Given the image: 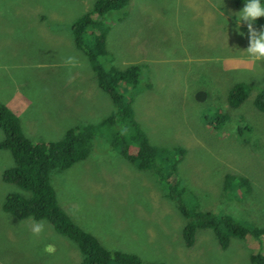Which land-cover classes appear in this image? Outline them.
I'll return each instance as SVG.
<instances>
[{"label": "rangeland", "instance_id": "obj_1", "mask_svg": "<svg viewBox=\"0 0 264 264\" xmlns=\"http://www.w3.org/2000/svg\"><path fill=\"white\" fill-rule=\"evenodd\" d=\"M97 1L0 0V99L24 107L26 136L49 144L77 126L99 129L86 159L52 172L60 206L105 248L136 254L145 264H252V253L264 255V235L232 236L223 247L212 228H200L187 247L189 220L179 209L182 202L193 214L213 210L264 231V111L256 104L264 91V61L239 73L226 71L223 62L248 56L247 26L241 22L237 30L234 21L238 0H131L98 22V33L107 36L106 55L98 59L103 69L141 68L137 87H120L140 128L157 146L187 150L176 170L180 202L155 185L151 171L139 172L122 156L108 124L100 127L116 106L71 30ZM199 12L213 13L211 24L221 21L219 35L209 39L197 29L202 21L191 19ZM93 42L87 33L86 46ZM236 84L248 96L234 108L228 97ZM19 93L29 106L26 100L21 105ZM4 138L0 129V143ZM129 151L138 146L132 143ZM165 157L170 169L179 155ZM14 164L11 151L0 146V264H82L77 244L46 220H21L3 209L7 196L25 192L3 180ZM240 179L252 188L239 186Z\"/></svg>", "mask_w": 264, "mask_h": 264}, {"label": "trees", "instance_id": "obj_2", "mask_svg": "<svg viewBox=\"0 0 264 264\" xmlns=\"http://www.w3.org/2000/svg\"><path fill=\"white\" fill-rule=\"evenodd\" d=\"M131 0H98L92 11L83 15L72 26L76 46L84 50L90 59L92 68L97 77L99 87L109 94L116 106V112L104 120L111 128L109 136L114 137V146L121 149L122 156L138 170L151 171L155 185L159 186L167 197L180 202L176 190L178 183L177 166L186 148L157 146L151 142L148 134L140 128V123L135 119L132 102L122 92L121 85L127 84L130 88L137 87L140 81V66L133 65L127 70L112 68L105 70L99 64V57L106 55V34L98 33L102 30L98 22L103 23V18L113 10L126 8ZM244 0H238L242 3ZM96 16V17H94ZM261 20H264L262 17ZM104 24V23H103ZM102 24V26H103ZM264 25L263 23H259ZM91 33L94 42L91 47L85 44V35ZM247 91L242 84H236L229 93V103L237 108L247 98ZM258 110L264 111V91L256 97ZM0 129L5 138L0 143L2 148L11 151L14 166L3 173L5 182L14 183L24 193H13L7 196L3 209L18 219L33 218L37 221L46 220L55 230L63 236L73 240L83 257L82 264H145L142 259L133 253L111 251L92 234L85 232L77 225L73 218L62 209L51 178L52 172L66 170L75 163L86 159L92 148V143L98 128L94 125H81L67 131L66 135L58 141L36 143L26 136L23 131L22 120L0 101ZM132 143L138 146L136 153H130ZM176 153L179 158L169 169L165 155ZM173 162V160H172ZM171 170V172H170ZM54 172V173H55ZM159 181H156V179ZM162 184V185H161ZM239 186L250 190L249 180H239ZM174 196L177 200H174ZM180 196V195H178ZM180 211L189 221L184 228V239L187 247L195 244L197 230L212 228L223 247H227L230 237L236 236L245 239L246 234L261 238L264 231L260 228L253 230L238 222L231 216H218L213 210L195 212L180 202ZM252 264H264V255L252 253ZM164 264V263H147Z\"/></svg>", "mask_w": 264, "mask_h": 264}, {"label": "crops", "instance_id": "obj_3", "mask_svg": "<svg viewBox=\"0 0 264 264\" xmlns=\"http://www.w3.org/2000/svg\"><path fill=\"white\" fill-rule=\"evenodd\" d=\"M186 1L188 3L192 2V0H186ZM200 1L202 4L207 3L205 0H195V4L196 3L200 4ZM229 2H231V0H225V3H229ZM193 6H196V5H193ZM225 7L227 9H229V6L225 5ZM240 7H241V9L244 7V1L242 3H240ZM220 15H224V14L219 12L217 17H220ZM212 16H213V13L209 16V14H206L205 12H199L194 18L191 19L193 21H202V23H197L194 25H197V29L203 31L204 35H207L209 37V39H213L215 33L217 35H219L220 29H221V21H219L218 24H211L209 22L212 20V18H211ZM261 18H258V20L256 22V26H258V27L260 26V24H258V23H259ZM228 25H229V23H228ZM227 31L229 33V30H227ZM197 59L202 60L200 58H197ZM215 59L219 60L218 57ZM223 62H224L225 70L228 72H234V73H239V71H242V70L252 71L256 67L255 62L253 60H250L248 58V56L246 57V56H242V55H238V56L234 55V56L225 57V58H223ZM18 96L21 98V100H23L21 102V105H26V102H24L25 100L27 101L28 106L31 104L28 102V98L26 97V99H25L21 93H19ZM0 101L3 104H5L6 106H8L19 117H20V113L24 112V107L23 108L19 107L13 99H9V98H7L5 100L0 99ZM74 101H75V98L73 99L72 102H74ZM63 102L66 105H68V103L71 104V100H65Z\"/></svg>", "mask_w": 264, "mask_h": 264}, {"label": "clouds", "instance_id": "obj_4", "mask_svg": "<svg viewBox=\"0 0 264 264\" xmlns=\"http://www.w3.org/2000/svg\"><path fill=\"white\" fill-rule=\"evenodd\" d=\"M261 17H264V0H244V7L234 17L237 30L241 22L247 26L249 46L244 51L253 61H264V25H260L259 31L253 27Z\"/></svg>", "mask_w": 264, "mask_h": 264}, {"label": "water", "instance_id": "obj_5", "mask_svg": "<svg viewBox=\"0 0 264 264\" xmlns=\"http://www.w3.org/2000/svg\"><path fill=\"white\" fill-rule=\"evenodd\" d=\"M198 99L201 100L202 99V93L198 94Z\"/></svg>", "mask_w": 264, "mask_h": 264}]
</instances>
